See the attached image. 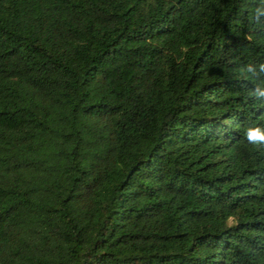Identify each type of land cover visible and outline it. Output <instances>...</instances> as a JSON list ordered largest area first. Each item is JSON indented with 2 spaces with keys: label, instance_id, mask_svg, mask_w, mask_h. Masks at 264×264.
Returning a JSON list of instances; mask_svg holds the SVG:
<instances>
[{
  "label": "trees",
  "instance_id": "obj_1",
  "mask_svg": "<svg viewBox=\"0 0 264 264\" xmlns=\"http://www.w3.org/2000/svg\"><path fill=\"white\" fill-rule=\"evenodd\" d=\"M262 0H0V264H264Z\"/></svg>",
  "mask_w": 264,
  "mask_h": 264
},
{
  "label": "clouds",
  "instance_id": "obj_2",
  "mask_svg": "<svg viewBox=\"0 0 264 264\" xmlns=\"http://www.w3.org/2000/svg\"><path fill=\"white\" fill-rule=\"evenodd\" d=\"M264 15V0L252 10V18L256 22H260L259 17ZM242 75L247 79H255L261 74H264V63L258 66L248 64L241 69ZM250 95L255 97L261 104H264V81L258 83L250 92ZM246 139L250 145H264V127L250 126L246 132Z\"/></svg>",
  "mask_w": 264,
  "mask_h": 264
}]
</instances>
